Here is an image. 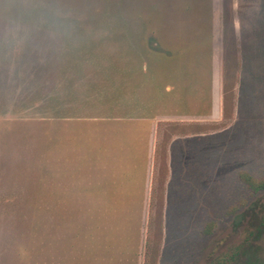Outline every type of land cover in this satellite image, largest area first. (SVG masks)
Returning <instances> with one entry per match:
<instances>
[{"label":"rangeland","instance_id":"374dc122","mask_svg":"<svg viewBox=\"0 0 264 264\" xmlns=\"http://www.w3.org/2000/svg\"><path fill=\"white\" fill-rule=\"evenodd\" d=\"M264 0H0V264L264 261Z\"/></svg>","mask_w":264,"mask_h":264},{"label":"trees","instance_id":"16d2710c","mask_svg":"<svg viewBox=\"0 0 264 264\" xmlns=\"http://www.w3.org/2000/svg\"><path fill=\"white\" fill-rule=\"evenodd\" d=\"M240 179L245 182V184H247L252 190H259L264 186V183L257 181L251 174L245 171L240 173ZM244 264H264V261L261 259V257L254 256L253 258H249Z\"/></svg>","mask_w":264,"mask_h":264}]
</instances>
